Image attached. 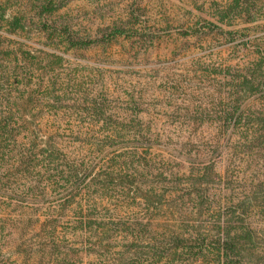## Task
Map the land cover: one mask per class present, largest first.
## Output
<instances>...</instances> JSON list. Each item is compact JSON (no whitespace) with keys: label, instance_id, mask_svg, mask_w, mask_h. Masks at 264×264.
I'll return each instance as SVG.
<instances>
[{"label":"rangeland","instance_id":"374dc122","mask_svg":"<svg viewBox=\"0 0 264 264\" xmlns=\"http://www.w3.org/2000/svg\"><path fill=\"white\" fill-rule=\"evenodd\" d=\"M48 1L49 10L34 17L41 28L12 30L0 22L3 45L35 52L48 67L47 90L38 92L47 99L32 112L49 119L47 128L82 132L73 139L86 150L106 148L97 158L101 161L141 143L133 135L113 138L108 132L149 125L162 135L152 141L153 154L187 171L199 158L212 157L220 131L254 132V147L248 155L239 154L243 160L236 161L231 185L235 197H250L258 222V255L245 264H264V127L259 119L264 117V0ZM21 4L27 1L0 0V19L9 20ZM33 82L31 87L39 85L38 79ZM242 91L246 119L232 125L225 116ZM217 163L224 171L226 163ZM124 192L113 185L110 200L98 208L99 218L119 235L112 242L115 250L124 236L130 242L131 232L146 219L137 192ZM61 196L39 193L20 205L0 197V264H33L28 247L19 245L40 241L35 232L51 213L66 242L81 240L72 233L75 204L64 205ZM37 216L40 222L32 224ZM162 221L155 218L152 228ZM102 257V252H84L78 264H97Z\"/></svg>","mask_w":264,"mask_h":264},{"label":"trees","instance_id":"16d2710c","mask_svg":"<svg viewBox=\"0 0 264 264\" xmlns=\"http://www.w3.org/2000/svg\"><path fill=\"white\" fill-rule=\"evenodd\" d=\"M26 1L24 7L21 4L14 9L9 20L0 22L12 30L41 28L34 17L49 10V1ZM39 58L30 50H10L0 39V197L3 202L15 199L8 205H20L18 202L39 193L62 194L64 205L75 204L72 233L81 240L66 242L54 213L48 214L42 223L49 225L42 224L35 232L40 241L19 245L28 247V261L78 264L84 252H102L104 257L97 264H245L258 255L256 212L250 206V197H235L231 185L237 173L236 161L243 160L239 154L248 155L254 147V132L220 131L210 152L212 157L199 158L187 171L179 164L174 166L171 159L153 154L152 141L161 135L160 130L156 133L143 123L141 130L127 127L128 132L119 127L107 137L130 134L141 141L140 146L98 160L105 156L106 148L91 146L86 150L87 146L73 139L82 132L47 128L49 119L32 112L47 99L38 92L47 90L44 85L49 84L44 81L48 67ZM34 79L39 85L31 87ZM245 93L240 92L233 111L225 116L226 122L236 125L246 119L241 110ZM123 119L130 123L135 120ZM259 119L264 127V117ZM217 162L226 163L224 171L217 168ZM113 185L121 186L124 193L137 192L135 198L146 218L139 231L131 232L130 242L123 237L118 250L112 248V242L119 235H113L98 212L110 200L108 193ZM155 218L163 221L154 230ZM38 222L37 216L31 223Z\"/></svg>","mask_w":264,"mask_h":264}]
</instances>
